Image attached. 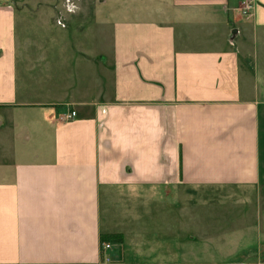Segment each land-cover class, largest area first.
I'll return each mask as SVG.
<instances>
[{"label":"crops","instance_id":"0c3cea01","mask_svg":"<svg viewBox=\"0 0 264 264\" xmlns=\"http://www.w3.org/2000/svg\"><path fill=\"white\" fill-rule=\"evenodd\" d=\"M253 1L244 18L241 0L35 2L44 15L0 0V264H264V0ZM197 206L217 219L194 223ZM215 206L231 209L224 221ZM143 231L154 243L137 241ZM108 235L121 240L102 253ZM225 237L223 259L197 257Z\"/></svg>","mask_w":264,"mask_h":264},{"label":"rangeland","instance_id":"374dc122","mask_svg":"<svg viewBox=\"0 0 264 264\" xmlns=\"http://www.w3.org/2000/svg\"><path fill=\"white\" fill-rule=\"evenodd\" d=\"M46 1H49V0H24V3H27V4L31 5L30 8H32L34 10L37 8L38 9V12H34V13H36V15L37 14L44 15L46 13V8H47L45 5H39L37 7H35L33 5H35V2H41L42 4H46ZM57 1H59V0H57ZM151 2L154 3L155 0H134V4L132 6L137 7V8H143L144 6L147 5L149 8H151V10L155 11L156 10V5L155 4L150 5ZM20 6L23 7V5H20ZM95 8L96 9H98V8H100V9H106V7H101V6H98V5L95 6ZM68 9H69V11L71 13L70 14H67L68 19L70 20V22H68V25H67V30L68 31H72L74 29V26L75 25H79V13L76 12L77 11V7H75V6H69ZM74 10H76V11H74ZM63 14H66V13L63 12ZM90 15H92V13H90ZM101 15H103V14L101 13ZM89 18H90V16L87 17V18H85L84 21H83V23L86 24L89 27L90 31H92V32L99 31L98 30V26L96 25L97 22H98V20H94V19L91 18L92 19L91 22H88L89 21ZM36 23L37 22H34V23L31 22L30 23V29L29 30L30 31L31 30H34V31H37V32H39L41 34V37L37 38L36 40H38L41 43L39 45H41L43 47V38H42L43 37V34L42 33L45 30H44V27L42 25L41 26H38V25H36ZM19 28L20 29H24V24H21L19 26ZM26 28H27V24H26ZM51 28L54 29L55 26L54 27H52V26L51 27H48L47 29H51ZM75 28H76V26H75ZM20 29H18V31H21ZM71 43H72V41H69V44L68 45L70 46ZM69 51H71V50H69ZM153 206H157L158 207L159 206L158 202L156 201L154 204H150L149 203V206H147V211H148L149 214L146 213V217H145V220L143 222V223H145V225H147V224H154V220L152 218H154V214H155L156 209ZM214 208H215L216 212L221 215V220L220 221H224V219H226V217H227V212L229 213L231 211V209L228 206H224V207H221V206L217 207V206H215ZM208 210H209V208H206L205 209V207H203V206H197L196 207V212L197 213H195V215H197V218L193 222L195 223L196 220H197L198 223L200 221L203 222L204 220L207 221V222H209V219L210 218L211 219H217V215L214 214V215L211 216L209 213H206ZM183 219L181 218V221H183ZM211 219H210V222H211ZM191 226H192V224H191ZM154 234L155 233L152 234L153 235L152 237H148L147 239L142 240V237H145L146 236V232L143 231L141 233V236L139 237V239L137 241L140 242V243H144V242H146V243H154V240H152V239H156L157 238V235L154 236ZM182 234H183L182 240L183 239H191L192 240L191 235H189L186 232V230ZM180 236L181 235H180V232H179V237L178 238H180ZM150 238H152V239H150ZM231 240H228L227 237H225V239H222V240H219V238H215L213 240L212 244H217V245H212L211 244V247H210L211 251L208 250V251H210V253L208 251L207 252H199L197 254V257L198 258H213L215 260L223 259L224 258V255H223L224 252H222V251H228V250H230V249H232L234 247V246L233 247L230 246V249H229L228 244H232L231 243ZM244 241H246V240H243V242ZM247 242H249V241H247ZM220 243H226V244L225 245H218ZM184 244H187V242L185 241ZM194 246L197 249L204 250V246L202 245L201 242H198L197 239H196V243H195ZM216 246L219 247V248H217ZM243 249H246V250H250V249L255 250V247H253V245L249 243Z\"/></svg>","mask_w":264,"mask_h":264},{"label":"built area","instance_id":"2783aa9c","mask_svg":"<svg viewBox=\"0 0 264 264\" xmlns=\"http://www.w3.org/2000/svg\"><path fill=\"white\" fill-rule=\"evenodd\" d=\"M239 10L241 12V15L244 18H249L252 15L253 10H254V1L253 0H241ZM74 116H75V112L71 111L70 113L63 116V120L68 121L72 119ZM100 249L102 253L107 252L111 249V244L109 243L101 244ZM103 259L105 262L109 261V257H104Z\"/></svg>","mask_w":264,"mask_h":264},{"label":"trees","instance_id":"16d2710c","mask_svg":"<svg viewBox=\"0 0 264 264\" xmlns=\"http://www.w3.org/2000/svg\"><path fill=\"white\" fill-rule=\"evenodd\" d=\"M121 236L119 235H108L101 238V244L109 243V242H120Z\"/></svg>","mask_w":264,"mask_h":264}]
</instances>
